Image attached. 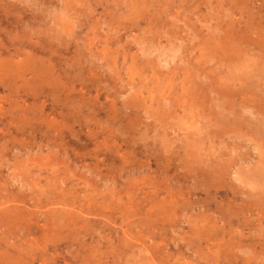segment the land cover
Listing matches in <instances>:
<instances>
[{
    "label": "rangeland",
    "instance_id": "1",
    "mask_svg": "<svg viewBox=\"0 0 264 264\" xmlns=\"http://www.w3.org/2000/svg\"><path fill=\"white\" fill-rule=\"evenodd\" d=\"M0 264H264V0H0Z\"/></svg>",
    "mask_w": 264,
    "mask_h": 264
}]
</instances>
